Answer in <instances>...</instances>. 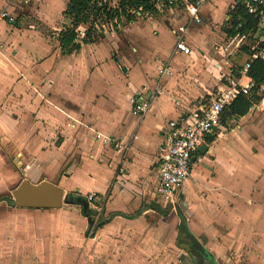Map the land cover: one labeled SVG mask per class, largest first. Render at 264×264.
<instances>
[{"label":"crops","instance_id":"0c3cea01","mask_svg":"<svg viewBox=\"0 0 264 264\" xmlns=\"http://www.w3.org/2000/svg\"><path fill=\"white\" fill-rule=\"evenodd\" d=\"M67 2L0 0V13L13 18L0 19V210L21 215L0 218V264H28L31 257L33 264H146L147 258L160 255L161 219L169 214L154 190L162 130L168 120L194 110L232 68L224 62L205 68L204 48L195 44L184 59L173 55H181L174 44L165 59L148 55V43L159 48L160 21L154 15L124 24L115 43L103 38L62 54L57 34L69 25L63 16ZM234 2L226 5L228 11ZM211 3L201 7L203 20L201 12ZM148 20L156 21L150 33L140 36L142 43L135 41L127 32ZM163 23L173 35L175 24ZM162 62L172 75L161 82L162 94L152 99L147 113L137 117L130 98L143 85H153ZM261 91L257 105L245 116L233 117L239 135L233 128L224 132L223 126L210 137L177 191L190 210L186 225L196 239L201 234L192 225L235 223L243 211L242 195L251 192L245 172H257L256 162L264 160V150L252 154L248 142L252 132L258 148L264 146V84ZM97 133L126 148L103 144ZM24 180L48 182L61 188L63 197L83 198L93 214L84 217L77 204L57 209L9 206L6 200ZM253 185L255 193L263 186ZM175 235L171 233L170 245ZM4 237L11 242L3 244Z\"/></svg>","mask_w":264,"mask_h":264},{"label":"rangeland","instance_id":"374dc122","mask_svg":"<svg viewBox=\"0 0 264 264\" xmlns=\"http://www.w3.org/2000/svg\"><path fill=\"white\" fill-rule=\"evenodd\" d=\"M230 2L231 0H214V3L209 4L207 10L201 12L205 17L202 25L193 28L190 26L191 28L189 27L186 33V42L189 46L190 44H195L204 48L200 49L201 53L203 52V55L207 56V58L206 56L204 57V61H209V63H207L208 66H204L205 68L207 67V69L211 68L210 70H213V66L218 64V62H224L226 67L231 66L232 69H239L251 58L248 52H255L264 57V50L260 47V44L264 42V32H258V34H253V36L249 38L245 37L242 40L241 38L226 36L224 29L230 28L227 23L228 9L226 5ZM155 19L160 21H157L159 22L158 27L160 30L157 44L159 48H153L148 43V45L144 47V50L149 51L148 55L157 54L156 57L165 59L169 52L170 54L173 52L174 38L170 29L163 22L167 20L168 23L176 24L178 22H183L184 19L183 17H179L176 21H173V18L166 15H157ZM155 22L154 20H148L134 26L127 33L129 35H134V40L137 41L140 39L142 43L140 36L144 34L148 35V33H150L149 30L153 28ZM103 35L104 40H107L109 44L112 42L115 43L117 40V31L113 28L107 30ZM112 50L114 53L116 52L115 48ZM173 55H175L177 59H184L185 57V55L182 56V54L180 55L177 53ZM228 62L229 65L227 64ZM204 66L201 67L204 73L213 76L212 73L206 71ZM211 89L210 91H212ZM190 101L192 105L195 104L194 98L190 99ZM229 129H232V132L239 135V133H237L236 123H232V127L226 128L224 132H231ZM249 133L250 136L255 137L254 133ZM252 138L248 140L250 145L249 152L255 154L256 152L264 150V146L262 145L258 148L259 146L255 144ZM260 138L264 140V134ZM243 153L246 154V152ZM256 164L258 167L257 172H245L247 179H250L251 192L243 193V199L241 201L243 211L241 215L234 218L235 223L230 222L229 224L214 226H201V224L192 225V228L197 230V232L199 231L198 233L201 234L198 235L197 239L208 256H201L198 251L190 245L180 226V218L177 216L175 208L172 207L170 211H167L169 213L168 216H163L161 219L163 233L160 255L158 256L156 254L155 258H152V260L147 258L146 264H264V160L257 161ZM193 170L194 166L192 167V171ZM255 182L258 185H263L258 186L256 193L253 189V184ZM244 197H249L250 199L247 200L248 198ZM173 200L174 203L180 206L185 217L190 218L191 213L187 207L186 201L181 198L178 193L175 194ZM166 204L168 203L166 202ZM236 205L237 204H235V206ZM224 212L225 211H223V213ZM12 216L21 215L7 209H5V211L0 210V218ZM96 217L98 216H92L91 218L97 219ZM92 231V228H89L88 234ZM210 231L212 233H210ZM172 232L174 235L177 234V236L175 235V243L170 245L168 239H170L169 237ZM2 242L3 244L6 242L9 244L11 241L10 239L6 240L4 237ZM41 249H45V247L42 246ZM210 252L215 255L212 256ZM31 259L32 257L28 260V264H33Z\"/></svg>","mask_w":264,"mask_h":264},{"label":"built area","instance_id":"2783aa9c","mask_svg":"<svg viewBox=\"0 0 264 264\" xmlns=\"http://www.w3.org/2000/svg\"><path fill=\"white\" fill-rule=\"evenodd\" d=\"M118 1L112 0L110 4L115 7ZM145 1L155 9L157 15H166L173 18V21L183 17L184 21L176 23L171 31L174 35L175 51L189 55L192 50L186 42L188 28L202 24L201 7L212 0ZM236 3L241 7L243 15L256 20L257 25L254 34L263 32L264 0H235ZM141 10L140 8L136 12V16L148 17L152 15L149 13L140 15ZM0 19L7 22L13 21V18L6 11L0 13ZM241 24L238 23L237 27H240ZM236 37L241 38V40L245 38L244 36ZM256 57L263 56L259 54L252 56V58ZM249 63L250 61H247L240 69L233 68L227 74H222L219 80L220 84L215 90L202 96L194 110L178 114L174 119L166 122L165 128L162 130L163 140L159 146V156L154 173V190L156 197L163 199L172 207L176 205L173 197L189 177L194 162L199 160V148L206 145L207 140L222 129L221 120L225 108L236 96L251 94L254 86L246 75ZM171 75L170 66L163 63L157 68V76L153 85H143L132 94L130 102L133 115L142 117L147 113L152 99L162 94L161 82L169 80ZM95 137L101 140L103 144H114L118 149L126 148L123 143L101 134L97 133ZM91 198L89 197V199Z\"/></svg>","mask_w":264,"mask_h":264},{"label":"trees","instance_id":"16d2710c","mask_svg":"<svg viewBox=\"0 0 264 264\" xmlns=\"http://www.w3.org/2000/svg\"><path fill=\"white\" fill-rule=\"evenodd\" d=\"M111 2L112 0H68L63 16L69 20V25L64 26L57 34V42L62 54L77 51L82 44L99 41L103 38L104 31L112 28L118 31L124 24L135 22L138 19L136 12L140 8L142 9L140 15L149 13L157 16L155 9L145 0H119L115 7L110 4ZM227 15L230 17V21L227 22L230 28L224 29L226 36L231 38L253 36L257 22L252 17L243 15L239 4L236 3ZM238 23H242L240 27H237ZM79 27L85 29L81 32L78 30ZM262 30L264 32V28ZM260 47L264 50V42ZM248 54L251 60L246 75L254 87L251 94L236 96L225 108L221 120L225 128H231L233 117L245 116L263 96L261 86L264 84V59L252 58L255 52ZM92 214L89 209L83 212V216L87 218Z\"/></svg>","mask_w":264,"mask_h":264},{"label":"water","instance_id":"95a60500","mask_svg":"<svg viewBox=\"0 0 264 264\" xmlns=\"http://www.w3.org/2000/svg\"><path fill=\"white\" fill-rule=\"evenodd\" d=\"M206 146L199 148L200 153H204ZM6 203L11 207H24V208H44V209H57L62 204H77L81 206L82 212H85L88 208L87 201L80 197H74L71 194H67L63 197V192L58 186L48 183L40 182L38 184H31L28 181H22L18 187L13 190L11 198L6 200ZM168 211L172 209L171 205H168ZM177 216L180 218V226L185 235V238L189 241L190 245L195 248L202 256H208L203 246L198 240L191 234L186 225V217L183 214L180 206L176 204L174 206ZM143 211V210H142ZM161 211V209L159 210ZM112 217L104 222H100L97 225L102 226L108 223Z\"/></svg>","mask_w":264,"mask_h":264},{"label":"flooded vegetation","instance_id":"af4514ba","mask_svg":"<svg viewBox=\"0 0 264 264\" xmlns=\"http://www.w3.org/2000/svg\"><path fill=\"white\" fill-rule=\"evenodd\" d=\"M168 205H169V204H163V208H164L165 210H167V211H168V208H169Z\"/></svg>","mask_w":264,"mask_h":264}]
</instances>
